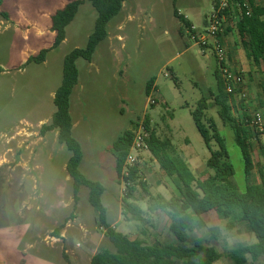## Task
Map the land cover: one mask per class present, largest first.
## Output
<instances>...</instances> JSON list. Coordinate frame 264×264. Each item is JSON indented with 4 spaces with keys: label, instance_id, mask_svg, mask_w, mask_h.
<instances>
[{
    "label": "rangeland",
    "instance_id": "rangeland-1",
    "mask_svg": "<svg viewBox=\"0 0 264 264\" xmlns=\"http://www.w3.org/2000/svg\"><path fill=\"white\" fill-rule=\"evenodd\" d=\"M72 1L3 0L0 6V225L30 224L21 249L33 242L32 253L61 264H84L78 254L113 247L96 223L88 189L82 188L75 201L67 172L71 153L59 144L57 132L41 133L56 112L54 97L63 79L64 59L73 50L86 47L97 20L96 10L86 1L67 27L66 41L53 49L51 18ZM213 9L214 0H128L122 14L109 24V36L92 62L77 61L79 83L71 97V114L73 134L84 154L81 172L104 186L103 204L110 221H119L117 231L151 244L173 240L168 217L154 208L161 198L178 196V190L151 153L144 152L138 165L147 190L138 187L131 202L143 209L147 221L124 216L128 189L117 172L112 147L126 130L136 124L145 126L150 118L158 138L169 141L174 158L184 161L199 180L206 179L211 153L192 116L206 99V117L215 121L224 139L235 171L233 181L241 192L248 185L241 151L215 103L217 60L213 53L203 56L185 28L181 34L183 27L175 17L178 11L199 35L206 31ZM228 25L235 30L231 21ZM235 31L225 36V45L231 57L228 62H243L245 84H249L247 99L229 98L232 116L241 121L244 114L264 113V67L247 59ZM43 50H49L43 64H27ZM152 79L155 82L148 95ZM211 147L219 150L215 143ZM253 158L256 168L250 184H262L259 167L264 170V135L259 145L254 144ZM204 220L206 226L192 232L188 244L193 246L197 240L214 247L223 255L219 264H232L227 254L236 245L257 241L245 223L236 222L228 230V222L213 213ZM215 224L221 230L218 240L209 231ZM57 229L66 231L65 239L55 237ZM248 264H264V258L253 261L249 257Z\"/></svg>",
    "mask_w": 264,
    "mask_h": 264
},
{
    "label": "trees",
    "instance_id": "trees-1",
    "mask_svg": "<svg viewBox=\"0 0 264 264\" xmlns=\"http://www.w3.org/2000/svg\"><path fill=\"white\" fill-rule=\"evenodd\" d=\"M89 2L97 12V20L94 30L90 35L87 45L83 49H75L69 53L63 64V79L54 97L56 112L51 123L42 127L41 133H58L59 144L66 147L71 153L67 164V172L73 183L75 201H78L82 188L89 191V204L97 215L96 223L105 231L104 237L112 245L100 247L91 264H219L223 255L214 247L204 245L201 241H191V233L196 229H203L206 224L204 217L213 213L220 220L228 222L226 228L232 230L236 222L245 223L247 230L256 237V242L250 245L239 244L228 252L227 257L232 264H248L249 257L253 261L264 258V170L259 167L262 184H250L256 168L253 158L254 143L252 132L248 126V115L244 114L241 121L232 116V108L229 104L230 95L226 92L220 66L215 73L218 95L215 98L219 108V116L225 126L229 127L233 134L237 147L240 149L244 162V176L248 185L241 192L234 183L235 171L224 139L218 131L217 124L212 118L207 119V101L204 99L198 109L192 112L196 127L202 136L204 143L211 153L206 162L208 177L199 180L181 160L174 158L173 148L169 141H162L151 128L150 118L146 119L145 127L149 133V152L158 162L162 170L173 181L178 190V196L165 200L160 199L154 209L163 212L171 221L170 232L175 237L176 243L157 242L151 244L144 239L132 240L115 229L109 221L108 210L103 204L104 186L88 179L81 172L83 161V149L80 142L73 134L74 120L71 114V97L79 83V69L77 61L82 59L92 62L98 47L109 36V24L122 14L124 5L128 0H75L68 3L63 9L57 11L51 18L52 32L55 34L53 49L58 48L66 40V29L75 20L80 7ZM256 0H250L251 13H238L235 30L228 26L225 30L227 36L230 32H236L240 44L247 59L258 68L264 67V4L256 5ZM264 1V0H262ZM3 0H0V6ZM218 0H214L217 6ZM236 14V13H235ZM175 17L184 28L190 29L192 24L184 16L175 11ZM49 50H43L32 56L27 64H43L46 61ZM218 63V61H217ZM0 72L2 69L0 68ZM155 80H150L147 93L150 95ZM261 106L264 108V86ZM136 124L132 129L126 130L113 144L112 153L117 161V172L122 174L127 156L131 150ZM215 143L219 150L213 151ZM142 171L139 165L130 169L129 177L125 178L128 194L124 200V216L133 215L138 222H146L144 211L131 202L138 187L147 190V184L141 179ZM3 214V213H2ZM213 240H218L221 230L218 224L209 229ZM62 230L57 229L56 238L61 237Z\"/></svg>",
    "mask_w": 264,
    "mask_h": 264
},
{
    "label": "built area",
    "instance_id": "built-area-1",
    "mask_svg": "<svg viewBox=\"0 0 264 264\" xmlns=\"http://www.w3.org/2000/svg\"><path fill=\"white\" fill-rule=\"evenodd\" d=\"M252 10L250 0H218L217 6H214L213 13L207 21V28L203 34H196L195 27L186 29L193 40L200 46L203 56L213 53L218 64L226 88L230 95L239 96L247 99V89L245 88V78L243 71L231 66L228 62L227 47L225 45V30L231 21L234 27L238 20V13L246 12L250 15ZM236 13V14H235ZM248 126L252 132V141L254 144H260V138L264 135V113L261 110L255 112L247 120ZM149 133L144 124L140 125L135 133L131 150L127 156L122 176L129 177L130 169L137 166L141 154L149 151Z\"/></svg>",
    "mask_w": 264,
    "mask_h": 264
},
{
    "label": "crops",
    "instance_id": "crops-1",
    "mask_svg": "<svg viewBox=\"0 0 264 264\" xmlns=\"http://www.w3.org/2000/svg\"><path fill=\"white\" fill-rule=\"evenodd\" d=\"M192 27H194L193 24H192ZM240 57L241 56H239V58ZM229 58H231V57H229ZM229 62H230L229 64L231 66H233L235 68H239L242 71H244L241 68L243 62H235V61L233 62L232 60ZM248 82H250V80H248ZM246 85H247L246 89H248L249 84L247 83ZM107 210H108V208H107ZM108 217H109V210H108ZM109 221H110V218H109ZM19 223L20 224L9 225V226L0 225V264H61L52 258H48L44 255H40V254L38 255V254L32 253L30 251V249L33 248V242L26 243L25 249L24 250L21 249V244L23 243V241L25 240V238L29 234L30 224H27L24 222H19ZM110 223L112 224V226L115 229H117L116 226L118 225L119 221H116L115 223H112L110 221ZM170 224H171V221H170ZM69 227H70V225H68V228ZM169 231H170V225H169ZM65 233H66V231L61 234L60 238H57V239L58 240L65 239L66 238ZM127 234L128 233L126 232V235ZM128 236L132 240L139 239V237H133V236H130L129 234H128ZM172 238H173V240L170 243H176V239L173 235H172ZM91 241H93V240H91ZM155 243H157V242H154L153 244H155ZM92 246L94 247V244ZM98 249L99 248L96 247L94 249L93 254L80 253L77 255V258H78V260H81L84 264H91L92 258L94 257V255L96 254Z\"/></svg>",
    "mask_w": 264,
    "mask_h": 264
}]
</instances>
